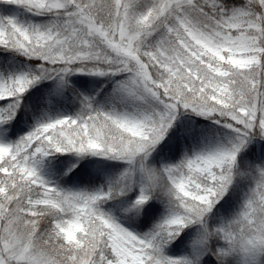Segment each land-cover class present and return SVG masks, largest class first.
Returning <instances> with one entry per match:
<instances>
[{"label": "snow or ice", "instance_id": "6c2138e0", "mask_svg": "<svg viewBox=\"0 0 264 264\" xmlns=\"http://www.w3.org/2000/svg\"><path fill=\"white\" fill-rule=\"evenodd\" d=\"M0 264H264V0H0Z\"/></svg>", "mask_w": 264, "mask_h": 264}]
</instances>
